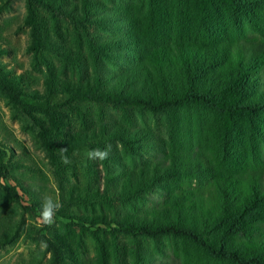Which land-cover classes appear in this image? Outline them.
Wrapping results in <instances>:
<instances>
[{
  "label": "trees",
  "instance_id": "obj_1",
  "mask_svg": "<svg viewBox=\"0 0 264 264\" xmlns=\"http://www.w3.org/2000/svg\"><path fill=\"white\" fill-rule=\"evenodd\" d=\"M28 1L66 21L79 41L77 51L47 43L80 68L78 81L63 82L68 100L141 108L164 121L167 139L102 119L77 133L78 142L98 139L111 151L103 191H62L64 208L112 199L139 208L134 201L160 196L124 214L69 216L94 237L99 264L160 263L166 251L156 257L150 244L163 240L182 264H264V0ZM6 71L0 64V89L36 105L25 99L35 93L22 89V76ZM156 138L159 158L114 172L118 144L132 155ZM6 189L18 201L15 187ZM41 203L38 196L27 208ZM37 240L47 244L48 264H64L66 239L39 233Z\"/></svg>",
  "mask_w": 264,
  "mask_h": 264
},
{
  "label": "rangeland",
  "instance_id": "obj_2",
  "mask_svg": "<svg viewBox=\"0 0 264 264\" xmlns=\"http://www.w3.org/2000/svg\"><path fill=\"white\" fill-rule=\"evenodd\" d=\"M101 1L111 6V1L121 0ZM33 25L40 30L39 39L43 41L39 48L33 46L32 34L36 32ZM110 31L103 30L102 33L110 36ZM49 42L73 51L79 47V41L66 21L30 6L28 0H0V49L4 50L0 51V64L10 75L22 76V89L35 93V98L27 96L25 99L37 103L24 107L0 89V149L6 151L5 155H0V264H48L50 254L37 240L39 233L66 239L68 250L64 264H72L73 257L86 264H99L94 237L82 231L77 225L78 220L69 216L124 214L132 212L134 207L113 202L114 199L109 200L110 204L84 202L69 208L63 206L51 226L41 225L39 210L31 211L27 207L38 196L42 200L44 196L61 200L62 191L71 189L83 193L103 191L106 173L103 162L87 160L85 155L88 150L98 147L99 140L89 139L83 143L76 140L77 133L92 132L90 127L95 121L115 120L162 139H167L166 129L161 115L145 109H114L111 105L68 100L69 96L64 92L67 86L63 82L78 81L80 68L58 56L47 45ZM109 68L117 71L118 66L114 64ZM161 146L156 138L149 146L137 147L132 155H127L118 144V164L114 166V172L134 169L159 158ZM62 148H67L72 161L68 165L61 162L59 150ZM20 184L26 186L27 193L21 191ZM7 186L15 187L18 201ZM158 200L160 196L151 193L143 203L134 201V205L142 210ZM168 242L163 240L157 247L150 244L156 257H160L158 249L166 252L160 263L147 264H182L173 257ZM103 264L116 263L108 259V263Z\"/></svg>",
  "mask_w": 264,
  "mask_h": 264
},
{
  "label": "clouds",
  "instance_id": "obj_3",
  "mask_svg": "<svg viewBox=\"0 0 264 264\" xmlns=\"http://www.w3.org/2000/svg\"><path fill=\"white\" fill-rule=\"evenodd\" d=\"M111 151V146L108 145L105 148H92L88 150L85 155L87 160L103 162L108 159ZM61 162L65 165L70 164L72 161L67 154V148L59 150ZM63 207L62 202L59 199H54L52 196H44L40 209L38 220L43 226H51L55 223V217L57 212ZM43 247H47L45 241H41Z\"/></svg>",
  "mask_w": 264,
  "mask_h": 264
}]
</instances>
